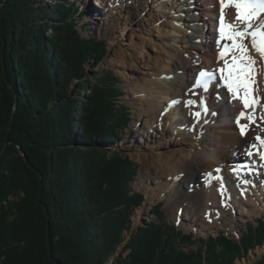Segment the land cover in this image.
Listing matches in <instances>:
<instances>
[{
    "label": "trees",
    "instance_id": "1",
    "mask_svg": "<svg viewBox=\"0 0 264 264\" xmlns=\"http://www.w3.org/2000/svg\"><path fill=\"white\" fill-rule=\"evenodd\" d=\"M79 7L0 0V264H106L144 199L129 189L137 164L120 150L108 155L130 112L107 70L83 78L105 41L81 36ZM247 226L237 241L223 232L206 240L150 221L114 264H237L264 241L263 219Z\"/></svg>",
    "mask_w": 264,
    "mask_h": 264
},
{
    "label": "bare ground",
    "instance_id": "2",
    "mask_svg": "<svg viewBox=\"0 0 264 264\" xmlns=\"http://www.w3.org/2000/svg\"><path fill=\"white\" fill-rule=\"evenodd\" d=\"M100 1L113 3L115 10L110 9V13L114 14L120 8L125 14L124 20L120 21L122 12H117L115 24L119 34H113L112 40H116L129 29L130 38L123 44L132 51L135 59L140 53L138 63L142 68L141 75L131 76L137 86L133 94L137 101L138 119L141 120L140 130L143 131L144 127L151 136L156 131L153 128L156 125L169 138L167 144L157 143L150 148L155 149L154 153L147 149L138 153L143 169L147 171L143 177L147 196L137 207L140 208L134 219L137 223H133L131 219L132 227L139 225V219L146 216L150 204L156 199V192L162 191L166 193L165 196L172 198L182 186L185 190L182 189L179 196L186 198L188 205L183 206L184 215L180 218L183 221L180 222L190 230L195 226L194 231L198 235L203 227L226 224L227 215L231 216L232 221L233 216L238 220L243 215L264 213V198H261V194L264 195V161L255 154L249 157L246 152L250 143L255 142L260 146L255 139L257 135L264 138V94L259 96V106L254 109V121L249 123L246 118L241 120V123L248 125L242 136L235 123L236 116L243 109L239 102L230 98L215 84L210 94H201L192 89L193 70L204 66L217 69L224 61L218 59L219 55L214 49L216 36H212L213 32L209 30L212 25L217 26L212 18L218 13L217 0H155L157 7L166 6L169 1L172 2V7L179 3L177 11L166 15L169 19L154 12L153 0H139L141 3L134 0L137 4L132 3V12L121 0ZM167 11L170 10L167 8ZM141 12L144 14L141 15ZM225 13L228 21L235 20L233 6H226ZM191 27L194 29L190 30ZM153 31L157 33L158 42L156 38L153 40L150 37ZM146 45H158L152 57L145 58V54L143 56ZM138 47L141 50L136 53ZM115 52L120 60L125 57L124 51ZM151 62L153 63L150 64ZM189 89H192L191 93ZM136 94L140 95L136 97ZM201 96L208 106L207 113L198 104L186 107L181 102L168 107L172 100L192 99L198 102ZM218 96L224 101L220 102ZM194 109L201 111L199 117L192 115ZM245 111L252 113L253 109L248 108ZM205 120L208 122L204 123ZM244 161L251 164L253 170H243L238 179L233 169L239 165L238 162L245 163ZM209 173L210 176L206 175ZM244 180L250 183L245 184ZM192 202L201 204V212L194 213L188 222L191 225H188L186 216L191 214ZM209 213L213 214L212 221L209 220ZM218 217H222V220Z\"/></svg>",
    "mask_w": 264,
    "mask_h": 264
},
{
    "label": "rangeland",
    "instance_id": "3",
    "mask_svg": "<svg viewBox=\"0 0 264 264\" xmlns=\"http://www.w3.org/2000/svg\"><path fill=\"white\" fill-rule=\"evenodd\" d=\"M49 5L54 3V1H66L68 3L75 2L79 7L78 15L79 18L75 20L77 23V29L78 32L81 34L84 38H92L95 41H105L104 45V55L102 59L95 63L93 59L89 58L88 61L85 64L84 69V75L83 78L87 81L90 80L91 82H94L97 78V75L99 73L104 72L105 70L108 71V74L111 76H114L117 78V86L122 90L123 95L120 96L118 99H120L119 103L125 105L130 112V121L127 124V126L122 130L121 136L118 140H116L113 144L108 146V155H111L117 150H120L121 153L125 156H128L131 161L137 164V172L135 175V179L132 181L131 184H129V189L133 191L142 192L144 198L147 196V188L146 183L143 180V177L146 175L147 171L143 169V164L138 158V153H140V150L147 149L148 151L155 152V149H150L152 147H155V144L159 143L162 144L168 143L169 138L167 133L163 129H157V126L154 125L153 128L156 130L152 132V135L150 136L148 133V130L143 127V131L140 130L141 120L138 119V110H137V101H135L134 98V92L133 90H136L137 87L135 85V82L132 80L133 78L131 76H139L140 77V70H142L141 67H139L138 63V57L140 53L138 54L137 59L132 54V51L128 49L127 46H125L123 43L128 41L131 35V31L129 29H126L122 36L118 37L116 40H112V35L119 34V29H117L116 23V17L117 12H122L120 8H117L116 13H110V9L115 10L113 3H107L99 0H45ZM123 1L125 7H128L130 11H133L132 3H136L137 1L134 0H121ZM128 1V2H127ZM141 1V0H140ZM138 0V3L140 2ZM149 1V0H148ZM218 1V0H217ZM129 3V4H128ZM141 3V2H140ZM170 3V4H169ZM172 2H168L166 6L157 7V1L153 0V9L154 12H158L159 14H162L167 19H169L167 14L171 12L177 11L176 9L179 7L178 5H171ZM111 4V7H110ZM157 5V6H156ZM131 6V7H129ZM169 6H171V9H169ZM114 8V9H113ZM168 10L170 11H167ZM197 11V9L195 10ZM178 13L182 14L180 11ZM141 15L144 14V12L140 13ZM125 14L121 13L120 21L124 20ZM137 20L134 19L132 22H135ZM188 29V28H186ZM190 30L194 29V27L189 28ZM154 33L150 36L153 40L157 37L156 31H153ZM192 32V31H191ZM47 35L50 34L49 31L46 33ZM90 35V36H89ZM133 37L134 34H133ZM158 42V39L156 40ZM154 46V47H153ZM153 46H147L144 49L143 56L145 54V58L147 56L152 57L154 55V51L158 48V45ZM122 50L125 53L124 58H118V53L115 51ZM141 49L140 47L136 48V53L139 52ZM159 50V49H158ZM157 51V50H156ZM162 52H160L161 54ZM122 57V56H121ZM134 57V58H133ZM124 59V60H123ZM121 62V63H120ZM123 62V63H122ZM151 62L150 64H152ZM131 66H133L131 68ZM134 74V75H133ZM145 78L147 76H144ZM78 80L73 79L71 81V89L75 87V84ZM134 83V84H133ZM136 86V87H135ZM140 86V84L138 85ZM82 92V91H81ZM88 89L86 91L82 92L81 97L75 96L78 98L79 102H83L86 100L85 95H87ZM140 94H136L135 96L138 97ZM216 117V115H215ZM137 119V120H136ZM142 129V128H141ZM78 133L82 134V127L77 130ZM148 133V134H147ZM240 154V153H239ZM239 158V157H238ZM151 183V182H149ZM192 183V182H190ZM190 183H188L190 185ZM187 184V185H188ZM185 190L182 187L178 189V192L176 193L175 197L169 198L168 196H165L166 193L164 192H156V199L150 204L149 211L146 214L144 218L139 219L140 223L135 228L132 227L133 224H131L130 228L128 230H124L122 235L123 239L118 243V245L115 248L114 254L111 256L110 260L106 264H114L115 259H122L126 256L128 253V249L126 248L127 243L131 240L132 236L135 232H137V227L142 225V222H163L168 225H174L177 227L178 230L182 231L183 233H191L193 239L206 238L209 235H218L220 232H223L226 236L238 240L244 229L248 227V224H254L257 225L259 220L264 219V213H260L258 215H247V216H241L238 220H235V216H233V220L231 221V216H226V224L221 223L219 226L215 225H209L206 227H203L201 229V234L195 233V226H193V230L187 229L185 226H183V221L180 218L182 215H184V205H188V202L186 201V198L180 197L179 193ZM187 191V190H186ZM261 198H264V195L261 194ZM144 200V199H143ZM194 201V200H193ZM143 202V201H142ZM146 203V202H145ZM161 203V209L158 216H156L153 213V210L157 204ZM142 204V203H141ZM140 204V205H141ZM139 205V206H140ZM191 214L189 217L186 216L188 223L191 221L190 217L197 213L199 214L201 212V204L192 202L191 204ZM138 207V206H137ZM134 208L130 217V221L133 220V223L135 222V215L137 214L138 210L140 208ZM182 208V213H181ZM213 215V214H212ZM212 215L209 213V220L212 221ZM184 217V216H183ZM132 219V220H131ZM219 220H222V217H218ZM137 222H135L136 224ZM181 223V224H180ZM208 223V220L206 221ZM188 225H191V223H188ZM216 227V228H215ZM182 247L187 250L194 245H191L189 243L182 245ZM264 254V241L261 244H258L252 248H250L247 252L242 251L241 254L237 257L236 263L237 264H252L256 259L260 258ZM205 255V254H204Z\"/></svg>",
    "mask_w": 264,
    "mask_h": 264
},
{
    "label": "snow or ice",
    "instance_id": "4",
    "mask_svg": "<svg viewBox=\"0 0 264 264\" xmlns=\"http://www.w3.org/2000/svg\"><path fill=\"white\" fill-rule=\"evenodd\" d=\"M220 5L219 26L217 29L218 38L216 43L219 46L222 40L231 42L230 44L224 43L222 50L218 48V59L224 60V66L218 69L221 74L219 78L215 75L217 70L209 71L201 69L199 73H192L193 77H195L193 88L199 87L207 91L209 84L213 81L217 82V87H226L232 98L238 99L243 105V109L239 111L235 118L236 126L243 136L248 125L241 123V120L246 118L249 123L254 121L256 104V101L252 98V83L254 82L253 75L256 60L249 54V47L245 43V40H250L251 49L258 54L261 61H264V16H262L264 14V0H220ZM228 5L233 6L235 9V20L232 23L227 22L225 19V7ZM229 55L231 57L230 61L227 59ZM188 91L191 93L192 89ZM217 98L219 99V96ZM181 102L186 107L196 106L198 104L205 113L208 111L204 97L202 96L198 102L192 99L184 101L172 100L168 107H172ZM250 105L253 107V112L247 113L245 109H248ZM166 111L167 109H165ZM212 114L215 115L216 113L213 112ZM192 115L199 117L200 112H194ZM207 122V120L204 121V123ZM255 139L259 141L260 147L264 148V138L257 135ZM254 151L260 160L264 161V151L257 150L256 144H250L246 149L249 157L253 155ZM252 163L254 164L255 161ZM245 169L249 172L253 170L252 165L247 162L233 169L238 179L241 176V172ZM216 171H219V169ZM206 175L210 176L211 174ZM243 183L248 184L250 181L244 180ZM241 194L243 195V190H241Z\"/></svg>",
    "mask_w": 264,
    "mask_h": 264
},
{
    "label": "water",
    "instance_id": "5",
    "mask_svg": "<svg viewBox=\"0 0 264 264\" xmlns=\"http://www.w3.org/2000/svg\"><path fill=\"white\" fill-rule=\"evenodd\" d=\"M14 109H15V106H14V108H13V112H14ZM13 112H12V114H13ZM11 117H12V116H11ZM2 150H3V149H2ZM2 150L0 151V154H1ZM23 157H24L25 160H27V157H26L25 155H23ZM145 224H146V222H142V225H145Z\"/></svg>",
    "mask_w": 264,
    "mask_h": 264
}]
</instances>
